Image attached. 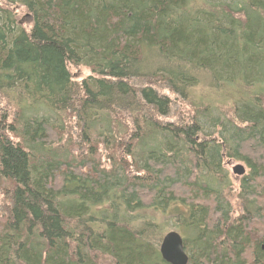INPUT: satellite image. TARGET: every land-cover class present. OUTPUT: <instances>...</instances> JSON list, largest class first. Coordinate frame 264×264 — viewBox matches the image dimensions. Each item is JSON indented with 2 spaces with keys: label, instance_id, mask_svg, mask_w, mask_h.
Wrapping results in <instances>:
<instances>
[{
  "label": "trees",
  "instance_id": "1",
  "mask_svg": "<svg viewBox=\"0 0 264 264\" xmlns=\"http://www.w3.org/2000/svg\"><path fill=\"white\" fill-rule=\"evenodd\" d=\"M261 199L264 0H0V264H264Z\"/></svg>",
  "mask_w": 264,
  "mask_h": 264
},
{
  "label": "water",
  "instance_id": "2",
  "mask_svg": "<svg viewBox=\"0 0 264 264\" xmlns=\"http://www.w3.org/2000/svg\"><path fill=\"white\" fill-rule=\"evenodd\" d=\"M235 176L242 177L245 173L244 167L236 165L232 168ZM159 254L166 264H188V255L183 246L181 236L174 232H168L164 235L159 246Z\"/></svg>",
  "mask_w": 264,
  "mask_h": 264
},
{
  "label": "rangeland",
  "instance_id": "3",
  "mask_svg": "<svg viewBox=\"0 0 264 264\" xmlns=\"http://www.w3.org/2000/svg\"><path fill=\"white\" fill-rule=\"evenodd\" d=\"M16 14L20 18H23V16H24L23 10H21L19 8L16 9ZM69 68H70L69 70H70V73L72 76V80L74 82H80L83 78H85L89 74V70L84 66H78V67L70 66ZM179 106L180 107H178L176 109H181L183 111V113L185 114V117L188 116L189 109L183 104H179ZM236 165H241L244 167L245 173H244L243 177L249 173V169L242 162L237 163L236 161H224V170L227 171V173L230 177L231 183H232V188H233V191H232L233 195L231 197V204L232 205L236 204L235 196H237V194H238L239 182L241 181V177H237L232 173V168ZM259 204L263 205L264 200L261 199ZM234 207H236V206H234ZM237 211H238L237 208H234L233 214H236ZM180 236L183 237V234H180Z\"/></svg>",
  "mask_w": 264,
  "mask_h": 264
},
{
  "label": "bare ground",
  "instance_id": "4",
  "mask_svg": "<svg viewBox=\"0 0 264 264\" xmlns=\"http://www.w3.org/2000/svg\"><path fill=\"white\" fill-rule=\"evenodd\" d=\"M237 177H240V176H237Z\"/></svg>",
  "mask_w": 264,
  "mask_h": 264
}]
</instances>
